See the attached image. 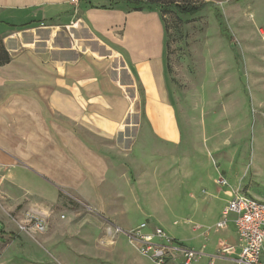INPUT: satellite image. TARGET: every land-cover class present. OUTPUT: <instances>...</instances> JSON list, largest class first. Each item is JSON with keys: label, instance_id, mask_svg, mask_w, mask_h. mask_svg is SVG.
<instances>
[{"label": "rangeland", "instance_id": "374dc122", "mask_svg": "<svg viewBox=\"0 0 264 264\" xmlns=\"http://www.w3.org/2000/svg\"><path fill=\"white\" fill-rule=\"evenodd\" d=\"M126 1L80 0V6L111 12L116 21L110 33L123 32L127 25V20L118 22L120 12L145 26L155 16L160 19L164 65L183 142L138 140L141 169L129 173L134 190L125 189L127 199L115 206L117 215L127 217L124 224H110L81 196L51 186L35 187L40 199L30 201L38 208H8L0 195V215L6 220L0 222V264H156L127 237L142 224H147L145 233L160 228L209 256H216L225 241L237 254L215 264H237L236 216L230 215L228 229L213 228L224 219V191L240 188L264 202V0H161L203 5L193 16L160 5L134 11ZM32 217L45 221L43 232L19 229ZM194 264H210V258Z\"/></svg>", "mask_w": 264, "mask_h": 264}, {"label": "crops", "instance_id": "0c3cea01", "mask_svg": "<svg viewBox=\"0 0 264 264\" xmlns=\"http://www.w3.org/2000/svg\"><path fill=\"white\" fill-rule=\"evenodd\" d=\"M117 18L127 25L110 33L111 12L71 0H0V39L11 56L0 65V195L8 208H38L35 187L51 186L81 196L110 224L127 223L115 206L134 190L138 140L182 144L160 19L145 26L134 15ZM236 189L223 192L228 201Z\"/></svg>", "mask_w": 264, "mask_h": 264}, {"label": "built area", "instance_id": "2783aa9c", "mask_svg": "<svg viewBox=\"0 0 264 264\" xmlns=\"http://www.w3.org/2000/svg\"><path fill=\"white\" fill-rule=\"evenodd\" d=\"M71 2L78 4L80 0H71ZM1 177L2 166L0 165ZM226 183L225 180L219 181L222 186H226ZM231 214L236 216L234 224L240 248V253L234 261L237 264H263L264 202L246 195L240 188L236 189L222 212L224 219L216 225L215 231L227 229ZM145 228H147V224H142L136 230L127 232V237L132 245L139 248L142 255L149 256L156 264H169L170 262L173 264H194L205 256L210 258V264H215L217 259L233 256L236 253L235 246L223 243L216 256H209L169 238L160 228H156L152 233L143 232ZM19 229L24 232H43L46 229V224L42 218L32 217L21 224ZM116 231L121 233L122 229L117 228Z\"/></svg>", "mask_w": 264, "mask_h": 264}, {"label": "trees", "instance_id": "16d2710c", "mask_svg": "<svg viewBox=\"0 0 264 264\" xmlns=\"http://www.w3.org/2000/svg\"><path fill=\"white\" fill-rule=\"evenodd\" d=\"M129 7H132L134 11H142L148 5L154 6H162L163 8L168 7V9H175L181 15L185 16H193L197 14L204 6H196L191 4H179L175 1L170 2L169 4H165L161 0H128L126 1ZM169 11V10H168ZM11 56L8 51L5 49L2 40L0 39V65H6L10 63Z\"/></svg>", "mask_w": 264, "mask_h": 264}]
</instances>
